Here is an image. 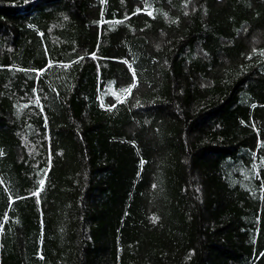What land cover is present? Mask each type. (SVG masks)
<instances>
[{
    "label": "trees",
    "instance_id": "16d2710c",
    "mask_svg": "<svg viewBox=\"0 0 264 264\" xmlns=\"http://www.w3.org/2000/svg\"><path fill=\"white\" fill-rule=\"evenodd\" d=\"M0 264H264V0H0Z\"/></svg>",
    "mask_w": 264,
    "mask_h": 264
}]
</instances>
